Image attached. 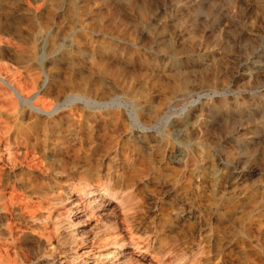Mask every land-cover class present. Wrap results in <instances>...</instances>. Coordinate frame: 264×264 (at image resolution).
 Returning <instances> with one entry per match:
<instances>
[{"label": "rangeland", "instance_id": "374dc122", "mask_svg": "<svg viewBox=\"0 0 264 264\" xmlns=\"http://www.w3.org/2000/svg\"><path fill=\"white\" fill-rule=\"evenodd\" d=\"M95 2L137 43L124 66L111 61L102 74L72 40L57 38L67 30L68 7ZM3 15L17 18L22 42L43 36L36 69L47 76L51 100L69 81L89 84L87 106L78 102L47 119L61 118L64 132L40 133L73 182L131 189L140 205L133 229L150 231L157 246L200 245L213 264H264V0H45L34 16ZM54 42L74 68L51 63ZM144 75L151 85H137ZM130 89L132 100L96 102ZM162 113L164 129L134 122Z\"/></svg>", "mask_w": 264, "mask_h": 264}, {"label": "bare ground", "instance_id": "6f19581e", "mask_svg": "<svg viewBox=\"0 0 264 264\" xmlns=\"http://www.w3.org/2000/svg\"><path fill=\"white\" fill-rule=\"evenodd\" d=\"M44 1L0 0V264H213L205 260L207 253L200 245L157 246L150 231L143 235L134 231L136 223L132 220L140 205L131 189L113 187L109 181L93 185L73 182L53 162L46 151L49 136L45 134L41 140L40 133L62 132L65 124L61 118L51 124L47 119L78 102L87 106L91 99L89 84L69 81L64 91L51 100L44 90L47 76L36 69L43 36L38 32L33 43L22 42L15 25L17 18L3 15L8 11L34 16ZM65 12L67 30L57 38L61 42L72 40L86 65L102 74L111 61L126 64L127 53L137 44L126 24L103 16L96 2L76 3ZM49 59L62 68H74L71 55H62L55 42L50 46ZM134 78L131 76L132 81ZM138 82L152 84L146 75ZM135 97L136 91L130 89L124 97L96 102L101 105ZM223 107L228 109L227 102ZM168 120L163 113L153 122L142 123L134 118L137 127L145 130L164 129ZM183 158L178 155L175 162L181 163Z\"/></svg>", "mask_w": 264, "mask_h": 264}]
</instances>
